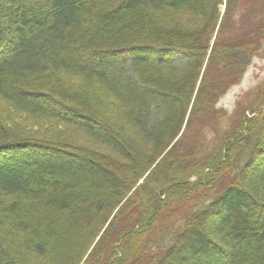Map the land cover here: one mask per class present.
I'll use <instances>...</instances> for the list:
<instances>
[{"label": "trees", "instance_id": "16d2710c", "mask_svg": "<svg viewBox=\"0 0 264 264\" xmlns=\"http://www.w3.org/2000/svg\"><path fill=\"white\" fill-rule=\"evenodd\" d=\"M222 2L0 0V97L120 150L142 163V175L155 164L143 196L127 197L140 176L133 166L122 173L94 149L8 133L0 118V264H27L41 248L61 264H79L97 235L85 264H264V170L254 174L264 161V91L256 115L240 116L218 153L177 149L218 126L217 101L264 50V4L243 32L246 2L227 0L220 21ZM182 12L195 15V25L181 23ZM148 49L185 55L190 72H164L174 61ZM58 67L94 80L96 89L83 85L73 97L39 77ZM184 125L186 135L172 144ZM147 144L157 157L169 150L158 161L143 151Z\"/></svg>", "mask_w": 264, "mask_h": 264}, {"label": "rangeland", "instance_id": "374dc122", "mask_svg": "<svg viewBox=\"0 0 264 264\" xmlns=\"http://www.w3.org/2000/svg\"><path fill=\"white\" fill-rule=\"evenodd\" d=\"M244 1L246 2L247 6L243 5L242 9L244 10L245 8L249 7L250 11L245 12L247 14V17H243V16L238 17L243 22L242 24V22L238 19L239 26L241 27L242 25H244L243 32L249 28L248 25L253 21L254 17L256 16L255 14L257 13L256 11H261L262 10L261 6L264 4V0H244ZM226 8H227V0H223V2L219 4V10L221 14L220 21L222 20V16H224V14L226 13ZM182 13H184L182 15V18L178 17L179 18L178 20H180L181 23L188 25L187 22H189L190 25H195V23L198 20V18L196 19L195 15H192L190 13H185V12H182ZM259 15L261 17H264L263 16L264 10H262ZM258 52L259 53H256L253 56V58H250V62L242 78L236 84L229 87L227 91L225 92V94L221 96V98L217 101L216 109L221 111L223 114L218 126L216 128H210V126H207L205 128H202L201 131L198 130L195 138H192L190 140V143H186L185 141L182 140L179 144H181L182 142H184V144L180 145L177 148L179 152L185 151L186 148L190 149L193 147H196V148L201 147L205 155H210V154L215 155L223 148V139L225 137L224 136L225 131L228 130L230 132L233 129L234 125L236 124L235 122L239 119L240 116H243V118L248 119L249 117H254L256 115V112L255 113H251V112L253 109L257 107L259 100H262V97L260 95L264 91V86H263L264 84V50H261ZM171 53L173 55L181 54L175 51H171ZM177 57L178 58L174 61V63H172L171 66H168V69L163 68L164 72L165 71H168L169 73L172 72L176 76H179L181 73H189L191 70L190 65H192V62L188 60L189 58H186L185 55L177 56ZM129 66L130 65L127 66V72L129 73V75L131 72L132 75L131 77H128V78L135 83L137 82L138 76L136 75V73L132 72V69L131 67L129 68ZM39 77H42V79L46 82L47 81L50 82L51 83L50 87L53 86L54 88L60 89L63 92L73 91L74 94H71L73 95V97L77 96L79 92L82 93V91H79V89L80 88L82 89L83 85H90L96 89V84L94 80L88 79L84 75L73 73L72 71L62 68V67H58V69L56 68L52 71H48L46 74L39 75ZM66 85H69L71 87H66ZM62 86H64V88ZM137 87H138V89L136 88L137 90L144 89V88H140L139 86ZM104 90L105 89L101 91L102 102L104 101V98H103ZM69 93H72V92H69ZM78 97L80 98V96ZM96 98L100 100V97L98 95H96ZM109 99H111L110 96H109ZM111 102L113 103L114 106H118L117 100L113 101L111 99ZM107 109H110V108L105 107V109L103 108L102 111H105L107 113L108 112L106 111ZM261 109H262L261 113L263 114L264 105L261 106ZM166 116H167V113L161 117L162 118L161 120H164ZM0 118H1V122L4 123V125L2 126L9 130L8 133H12L20 137H33V138H41V139H47V140H52V141L72 142V143L77 144L78 146H84L90 149H94L100 153H103L104 155H107V157L115 160L116 165L119 168H121L118 170L119 172L128 174L133 171H137L138 175H140L138 177L139 179L136 180L134 185L131 183V186L128 189L129 194L127 197L135 196L139 198L143 196L141 185L143 184V182H145L146 177L151 173L150 171L153 169V166H155V164H153V166H151V168H149V170L147 172H144L145 174L142 175L143 173V170H142L143 167H141L142 163H138V162L130 163L128 159L124 158L120 150H117L116 148L107 145V143L105 144L95 139H91L89 135L83 132L82 130H79L75 127H71L70 125L66 124L65 122L61 120L54 119L52 117L40 116L32 112H29L27 110H23L17 105L12 104L10 100L4 97H0ZM123 119H125V116L123 117ZM188 119H189V112L187 113V116H186V120H185L186 123ZM161 120L160 122H158V124L162 122ZM158 124H156V126ZM186 129H187L186 125H184L178 137L172 141V144H174L175 142L180 140L182 137H184V134L186 135V132H187ZM132 131L133 130H128V134H130ZM263 133H264V129H263ZM255 136H256L255 133L251 135V139L249 143L253 141L252 139L255 138ZM154 149L155 148L151 144L149 145L147 144V146H145L143 151H147V154L150 155L151 159H153L154 157H157V155L160 154V150L155 151ZM168 150L169 149H166L163 154L157 157L159 158L158 161L160 160V158H162L167 153ZM82 163L86 164V162L84 161ZM130 166H133V169H134L133 171L129 170ZM263 170H264V161L261 163L259 169H256L254 171V174L260 175V172H262ZM127 178L128 176L126 175L125 186L127 185L129 186V182ZM192 179H195V178H191L190 180ZM135 207L139 208V205L135 203ZM118 208H116L112 213L109 214L108 222L105 224L104 228L109 224V222L113 220L115 214L118 211ZM104 212L105 210L101 211L100 215H103ZM79 222H80L79 226L82 225L84 222H87V224L89 223L87 220H83V221L81 220ZM115 228H116V224H115ZM26 230L29 231L28 229ZM104 232L105 231H102L100 234L102 235L104 234ZM98 236L99 235H97V237L89 243L87 247L86 255L79 262V264H85L88 255L91 254L92 249L97 245L98 238H99ZM117 236H118L117 234L111 235V239L109 241L110 246L107 245V249H110V251H111V248L113 247L114 238L115 239L118 238ZM135 244L136 246H140L139 242H135ZM119 248L123 249V251H121L122 252L121 255H124L125 247L123 245H120ZM39 251H40V254L34 255V257L30 259V262H28V259L25 262L27 264H61V260H59L61 259V257H59L60 255L57 254L56 252L51 253L50 251H45L42 248L39 249ZM117 259L118 257L116 255L114 256V259H112V261L114 262ZM95 264H101V263H95Z\"/></svg>", "mask_w": 264, "mask_h": 264}, {"label": "bare ground", "instance_id": "6f19581e", "mask_svg": "<svg viewBox=\"0 0 264 264\" xmlns=\"http://www.w3.org/2000/svg\"><path fill=\"white\" fill-rule=\"evenodd\" d=\"M138 50L137 51L136 50H133L129 56L136 55V53L138 52ZM165 53L166 52H162L161 50L158 51L156 49H148V51H147V54L150 57H155V58L157 57L158 58L157 60H159V61L160 60L161 61H167V60L175 61L178 58V57H176V55H173L171 52L170 53H167V54H165Z\"/></svg>", "mask_w": 264, "mask_h": 264}]
</instances>
